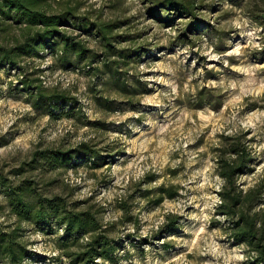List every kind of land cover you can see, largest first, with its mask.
Listing matches in <instances>:
<instances>
[{
  "label": "rangeland",
  "instance_id": "rangeland-1",
  "mask_svg": "<svg viewBox=\"0 0 264 264\" xmlns=\"http://www.w3.org/2000/svg\"><path fill=\"white\" fill-rule=\"evenodd\" d=\"M50 4L96 23L122 22L116 34L129 41L119 49L135 56L120 72L141 88L124 95L108 76L83 64L64 67L47 49L15 66L0 62V175L34 180L46 197L61 195L95 215L119 245L113 264H255L219 212L218 160L236 140L247 142L254 161L240 185L264 182V0H199L194 17L174 23L156 20L139 0ZM194 22L200 33L187 32ZM1 24L0 46H13L21 30ZM69 33L100 56L92 65L99 68L107 57L98 39L77 28ZM24 81L66 92L75 113L34 107ZM84 143L99 153L96 164L85 158L58 171L30 170L36 151ZM16 221L0 194L1 226ZM21 228L30 253L22 264H70L59 246L61 226Z\"/></svg>",
  "mask_w": 264,
  "mask_h": 264
},
{
  "label": "trees",
  "instance_id": "trees-1",
  "mask_svg": "<svg viewBox=\"0 0 264 264\" xmlns=\"http://www.w3.org/2000/svg\"><path fill=\"white\" fill-rule=\"evenodd\" d=\"M139 2L149 5L148 12L161 23H170V17H173L172 23L177 16L194 17L200 7L199 0ZM0 20L5 29L16 25L22 32L13 46H0V62L3 65L15 66L19 57L40 56L47 49L58 57L64 67L83 64L95 76H108L109 83L124 95L134 94L138 91L135 87L141 88L140 82L130 84L120 72L126 61L135 56L128 49H119L120 43L129 41L127 36L116 34L122 22L96 23L83 18L78 9L71 7L57 12L50 0H0ZM201 27L200 22H194L187 32L200 33ZM74 28L97 38L104 48L107 59L101 60L99 68L92 65L100 60V56L69 33V29ZM137 53L139 50L135 51ZM23 85L26 88L24 91H29L34 107L48 109L52 115L64 107H69L63 111L66 116L72 117L75 113V99L66 92L50 90L43 84L35 86L29 81H24ZM85 158L96 164L100 155L86 143L68 151L46 148L36 151L28 165L32 171H58L69 168L73 161ZM253 161L252 149L242 140H236L223 152L218 160V174L224 181L219 212L229 221L231 238L247 247L253 263L264 264V182L247 190L239 182L241 176L251 170ZM37 187L34 180L16 183L0 175V194L17 219L13 228H4L0 224V263L22 264L30 256L20 241L22 224L31 223L44 228L52 221L64 229L59 246L66 251L70 264H113L117 260L119 245L101 232L102 227L95 215L80 211L76 204H71L61 195L46 197ZM73 248L77 250L73 251Z\"/></svg>",
  "mask_w": 264,
  "mask_h": 264
}]
</instances>
